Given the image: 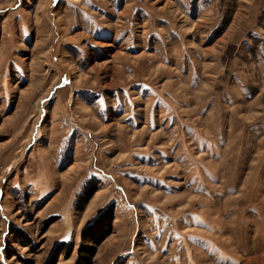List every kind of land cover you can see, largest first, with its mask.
Masks as SVG:
<instances>
[{
	"label": "rangeland",
	"instance_id": "374dc122",
	"mask_svg": "<svg viewBox=\"0 0 264 264\" xmlns=\"http://www.w3.org/2000/svg\"><path fill=\"white\" fill-rule=\"evenodd\" d=\"M83 244L264 264V0H0V264Z\"/></svg>",
	"mask_w": 264,
	"mask_h": 264
},
{
	"label": "trees",
	"instance_id": "16d2710c",
	"mask_svg": "<svg viewBox=\"0 0 264 264\" xmlns=\"http://www.w3.org/2000/svg\"><path fill=\"white\" fill-rule=\"evenodd\" d=\"M96 192V187L90 188L87 193L85 194V197L83 198V205L87 204L88 201L92 198L94 193ZM113 210L110 209V211H107L103 214H101L99 217H97L93 223L90 226H87L86 231L83 232L82 236L87 241H95V242H101L106 236L110 233V226L113 222ZM91 229V230H90ZM62 246H66L67 249H70L68 244L63 243ZM95 249L92 246L88 245H81L79 249V260L77 261V264H90L91 257H88L87 255L83 256L82 254L87 253L89 255L94 254Z\"/></svg>",
	"mask_w": 264,
	"mask_h": 264
}]
</instances>
